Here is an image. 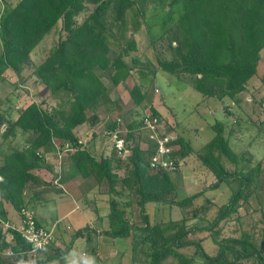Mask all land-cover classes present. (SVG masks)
I'll use <instances>...</instances> for the list:
<instances>
[{
  "label": "trees",
  "instance_id": "16d2710c",
  "mask_svg": "<svg viewBox=\"0 0 264 264\" xmlns=\"http://www.w3.org/2000/svg\"><path fill=\"white\" fill-rule=\"evenodd\" d=\"M171 4L179 5L177 18L174 20V11L170 9L164 25L171 22L168 28L177 42L173 48L174 59L158 58L149 73L139 69L137 73L141 83H134L129 90L132 100L136 104L144 100L146 91L143 89L153 80L157 70L174 74L188 73L193 76L192 88L203 97L235 98L245 88L247 81L258 75L259 53L264 48V0H172ZM88 6H91L89 14L78 21V15ZM143 9V4L142 7H136L135 0H18L13 5L4 6L0 15V80L6 69L21 72L30 60L33 48L60 21L58 40L46 57L34 67L33 75L34 80L47 87L52 95L64 91L67 95L65 102L68 103L67 109L50 112L43 109L39 102L32 101L19 109L15 120L0 115V126L5 124L1 133L4 138L14 135L18 130L28 135L24 147L0 149V222L5 223L10 219L4 202L10 203L19 212L16 226L8 229L14 241L10 246L12 253L24 259L27 251L37 254L52 250L37 258V264H48L62 258L76 238L93 232L109 237L130 236L132 257L136 245L149 242V248H153L150 264H160L169 255L175 257L178 264H194L196 256L202 260V264H242L246 260H251L252 264H264V250L252 241L248 233L244 232L239 237H225L220 242L213 237V242L218 244L214 255H209L199 242L187 238L189 233L211 231L222 220L225 221L236 210L241 198L247 200L249 193L244 194V189L253 181L252 169H237L234 172L227 169L223 157L234 163H237L238 157L223 134L224 124L218 120L212 126V138L198 151L203 166L216 178L207 189L217 188L234 174L240 179V186L205 225L185 228V218L180 226L175 223L162 225V222H149L153 207L148 212L145 207L147 203L161 202L183 207L201 192L181 200L170 197L175 191V183L169 171L151 170L149 160L154 152V144L139 143L143 137L139 129L140 122L132 120L125 124L130 168L121 182L137 197L136 203L143 221L141 226L129 223L125 211L111 197L107 214L108 228L97 230L87 225L76 229L63 249L55 247L54 241L53 245L42 250H33L16 228L21 217L20 211L29 202L23 200L25 186L29 182H40V178L32 171L43 166L47 154L60 153V148L66 144L69 175L79 173L83 177L92 176L98 185L105 184L110 192H115L117 176L113 172L110 157L95 159L86 148H82L77 133L80 125L88 119L91 118L93 122L98 119L95 110L107 91L96 68L111 67V83L118 85L132 75L139 65L138 57L131 53L136 48L134 37L125 40L123 36L130 15L131 32L138 31L143 23V19H139L140 15L143 18ZM109 54L114 56L111 58ZM89 110L92 111L90 117L87 115ZM150 115L159 114L152 107ZM117 124L115 119L113 130ZM171 144L174 148L172 157L178 163L192 152L190 142L181 135L176 136ZM61 175L63 181V171ZM35 198L41 200L42 193L37 192ZM197 213L193 211V216L198 217ZM35 220L40 223L38 218ZM135 230L140 232L135 235ZM53 235L56 240L55 233ZM5 244L4 233L0 229V248ZM185 246L195 247L194 256L178 250Z\"/></svg>",
  "mask_w": 264,
  "mask_h": 264
},
{
  "label": "rangeland",
  "instance_id": "374dc122",
  "mask_svg": "<svg viewBox=\"0 0 264 264\" xmlns=\"http://www.w3.org/2000/svg\"><path fill=\"white\" fill-rule=\"evenodd\" d=\"M18 0H0V15L6 5H13ZM136 7L144 9L140 14L139 19H143L138 31L132 33L131 30V15L128 16L126 34L124 39H131L133 36L136 41V48L131 53L139 59V65L135 67L133 74L128 76L118 85H113L110 80L111 67L107 69L96 68V73L101 77L107 87V91L102 96L95 112L98 119L92 121L91 118L83 125L88 128L89 152L96 158L100 159L104 156L112 161L113 172L116 174V182L114 185L115 192L111 195H105L102 200L89 198L92 203H89L87 208L90 210L95 206L100 212V220L95 227H104L102 217H105L107 210L109 211V200L112 197L117 201L118 207L125 211V217L132 225L141 226L143 224L139 206L136 203L137 197L131 189H128L122 184L121 180L128 174L130 163L128 154L120 155L113 148L112 135L113 121L118 117L121 118L125 125L127 122H138L144 114L152 112V107L158 112V120L160 122V130L170 133L174 136H183L191 144L192 152L180 161L179 168L169 171L172 181L175 183V191L170 197L175 200H181L196 192H201V195L196 197L190 204L180 207L170 203H149L152 212L149 216L150 223L162 222V225L175 223L176 226L185 221V228L195 227L196 225H205L210 222L216 215L219 207L230 199L233 192L240 186V179L234 174L221 182L215 189H207L208 185L213 183L216 178L211 171L206 169L200 159L198 151L203 147L213 136L212 129L215 121H221L224 128V136L228 138L229 146L237 153V163L230 162L226 157H223L227 169L234 172L239 169L241 171L253 170V181L244 189V194L249 193L247 200L242 198L238 201L236 210L222 220L213 230H200L194 233H189L187 238L199 242L203 249L209 254L214 255L218 250V244L213 242V237H216L220 242L225 237H239L242 233H248L253 242L264 250V48L260 51V60L258 64V75L250 78L245 84V88L238 92L235 98L224 96L223 98L209 97L210 106L215 112H204V104L208 105L206 100L208 97H203L202 94L193 90V76L188 73H169L164 70H157V73L152 81L147 84L146 96L140 104H136L132 100L129 90L134 83L141 80L137 71L142 69L146 73L153 68V64H157V59L172 60L173 48L177 45L174 41L168 26L171 22L164 25L167 18V12L173 9V18H177L176 11L179 5L171 4L172 0H163V2H152L150 0H135ZM144 1V2H143ZM91 6H88L77 17L80 21L90 12ZM132 18L134 16L132 15ZM174 20L172 21L174 23ZM61 22L59 21L42 40L33 48L30 53V60L23 66L21 72L17 73L12 69H6L3 73V79L0 80V115H3L8 120H15L18 116L19 109L26 106L32 101H37L43 109L54 112L56 109L63 110L68 108V103L65 102L67 95L64 91H60L57 95H52L50 90L37 83L33 75L34 67L39 64L48 54V52L56 44L60 30ZM133 34V35H132ZM122 43V42H121ZM122 45V44H121ZM124 46V44L122 45ZM117 49V48H116ZM111 58L114 56L109 54ZM151 78V77H148ZM235 99H239L235 102ZM197 106V110L195 107ZM88 117L92 115V111H87ZM82 125V124H81ZM5 128V124L0 126V149L21 148L27 143V134L18 130L14 135L4 138L1 133ZM115 129V128H114ZM142 138L139 143L144 145L153 143L147 137V133L143 130ZM66 145L61 149L60 154L50 152L44 158V168L50 174H43L42 167L34 169L32 172L40 178V182H29L23 193V200L28 206L27 209L33 211L34 215L41 224L50 228V223L45 224V219H49L65 214L64 210L72 208V204L66 203L60 205L56 211L55 201L44 200L42 205H36L37 200L35 194L41 192L48 196L51 193L65 192L60 184L62 180L58 177L59 170L63 171V178L68 169L66 161L67 151ZM198 154V155H197ZM1 159V155H0ZM256 169V170H255ZM68 177V176H67ZM56 179V181H55ZM87 182L91 178H87ZM89 185V184H87ZM95 190H106L105 184L94 187ZM100 201V203H98ZM90 202V201H89ZM8 210V222H0L1 233H4L6 244L0 248V264H37V258L43 254L52 251L46 250L44 253H35L27 251L24 259L17 258L10 246L14 243L12 235L9 233L10 227H15L17 223V210L8 202H4ZM105 205V207H104ZM157 207V208H156ZM25 208V207H24ZM35 208V209H34ZM36 210V211H35ZM193 211H197L198 217L193 216ZM53 212V214H49ZM98 213V214H99ZM79 210H75V214L69 219L62 222H68L66 232L60 231L59 236L65 247L71 240V234L76 228H83L89 224L88 219L92 216L90 212L82 214V219L79 222ZM43 221H41V220ZM93 220V221H94ZM95 222V221H94ZM89 226V225H88ZM51 229V228H50ZM52 233L58 237L57 230L51 229ZM54 230V231H53ZM99 230V229H97ZM102 230V229H101ZM135 235L140 231L135 230ZM77 239V240H76ZM68 253L57 260H53L48 264H88L90 258L94 259V264H150L151 247L149 242L136 245L132 255L130 247H126L128 241L125 237H108L104 235L94 237V242L98 244L99 257L90 251V245L85 237L76 238ZM59 248H65L57 239L54 240ZM93 243V237L92 241ZM52 244V245H53ZM124 245H126L124 247ZM88 247V248H86ZM127 248V250H126ZM57 250V249H55ZM180 252L187 255L195 254L194 246H185L178 249ZM131 251V252H130ZM125 252V254H124ZM85 254V255H84ZM196 256V255H195ZM194 264H202V260L195 257ZM160 264H178V261L172 255H169ZM204 264V263H203ZM242 264H252L251 260L243 261Z\"/></svg>",
  "mask_w": 264,
  "mask_h": 264
},
{
  "label": "crops",
  "instance_id": "0c3cea01",
  "mask_svg": "<svg viewBox=\"0 0 264 264\" xmlns=\"http://www.w3.org/2000/svg\"><path fill=\"white\" fill-rule=\"evenodd\" d=\"M205 101L208 102V105L207 104H204ZM234 101L235 102H238L239 99H235ZM203 104H204L203 107H204L205 114L206 113H211L212 115H214L213 113L215 111L212 110L213 107L210 106V98L209 97L206 100H204ZM195 110H197V106L195 107ZM84 127H86V126L83 125V124L80 125V130L77 133V135H78L79 141H80V143L82 145V148H86L88 151H90L88 149V146H86V145H89L90 144V143L88 144V142H89V140H91V138L87 136L88 135V128H87V131H86ZM57 154L59 155L60 153L57 152ZM48 155L49 154H47L46 156H48ZM109 155H110V152L108 154V157H110ZM67 161H66V164L68 165V162ZM41 169L43 170L42 173H41V175H43V174H48L49 175L50 174V172L46 168H44V166H42ZM61 170H59L58 177H62V175H61V172L62 171ZM87 178H91V180L89 181V183H86L87 180H88ZM55 181H56V179H55ZM58 183L63 184V186H61V188L65 192L51 193L48 196H46L45 194L42 193L41 200H39V201L36 202L37 203L36 205H38V204L39 205H42V201H44V200L55 201L56 211H57V208L60 207V205H63V204H66V203H69V204H72L73 205L72 208H67V210H64V212L65 211L66 212H65V214L61 215L60 218H58V216L56 215V217L52 218L51 221L49 219H45V221H43V220L40 219L41 221L45 222V224H47V223L49 224L50 223V228L51 229L53 228L54 230H57L58 237H59V238H56L57 239V242H60L62 246L64 245L63 241L60 239L59 232L60 231L66 232L67 231L66 227H67V225H69V223L68 222H64L63 223L62 221L65 220V219H69V217L71 215H74L75 214V210H79V212L81 214L80 215L81 218H80L79 222L81 221V219L83 217L82 214L85 215L87 212H90L92 214V216L88 219L89 222H87V223H89V224H86V225H89L90 227H92L94 229H99V230L100 229H107L108 228V217H107V214L109 212L108 210H107V213H106L105 217H102V221H103V223H104L105 226L103 228L102 227L97 228L93 224H96L98 220H94V218L100 220V217H99V215L101 216V214L99 213L100 211L95 206H93L90 210L87 208V206L89 205V203H92V201L89 200V198L92 197V198H96L97 200H102L101 198H103L105 195H111L112 192L109 191L108 186L105 185L106 190H101V189L95 190L94 187H97V186L99 187V186H102V185H98L97 182L95 181V179L92 176L83 177L79 173L76 174V175H69L67 173V175L65 174V176H64V180L63 181L61 180ZM87 184H89V185H87ZM98 203H100V201H98ZM148 204L149 203H147L145 205L147 211H148V206H149ZM153 204H155V203H153ZM104 207H105V205H104ZM107 207L109 208V206H107ZM49 214L52 215L53 212H51ZM91 223H93V224H91ZM76 229H78V228H76ZM96 236H100V235H97V234H95L93 232H87L84 235L79 236V237H85L86 240H87V243L90 245V251L93 252L94 255H96L97 257H99L98 244L96 242H94V237H96ZM92 237H93V243L91 242L92 241ZM125 238H127L128 241L126 243L127 246L124 245V247L126 246V247H130V249H132V246L133 245H132L131 237L129 236V237H125ZM54 246L57 247V248H59V246H57L56 244ZM64 247H65V245H64ZM86 248H88V247H86ZM59 249H63V248H59ZM126 250H127V248H126ZM66 254H64L62 257H64ZM124 254H125V252H124ZM131 258H132V255H131Z\"/></svg>",
  "mask_w": 264,
  "mask_h": 264
},
{
  "label": "built area",
  "instance_id": "2783aa9c",
  "mask_svg": "<svg viewBox=\"0 0 264 264\" xmlns=\"http://www.w3.org/2000/svg\"><path fill=\"white\" fill-rule=\"evenodd\" d=\"M158 116L144 114L140 117V133L143 130L147 133L149 140L153 141L154 152L149 160V167L152 171H171L178 169L180 162H176L172 157L174 148L171 144L176 136L161 131ZM118 123L117 128L114 129L112 135L113 148L120 154H129L130 150L127 147V140L125 134L127 133L126 126L122 123L121 118L116 119ZM80 142V141H79ZM68 147V145L66 144ZM20 219L17 225V230L20 235L25 239L33 250H42L49 247L54 242V235L52 230L47 226L36 222L33 211L27 208H22L20 211Z\"/></svg>",
  "mask_w": 264,
  "mask_h": 264
},
{
  "label": "clouds",
  "instance_id": "9594fccd",
  "mask_svg": "<svg viewBox=\"0 0 264 264\" xmlns=\"http://www.w3.org/2000/svg\"><path fill=\"white\" fill-rule=\"evenodd\" d=\"M88 264H94V259L90 258Z\"/></svg>",
  "mask_w": 264,
  "mask_h": 264
}]
</instances>
